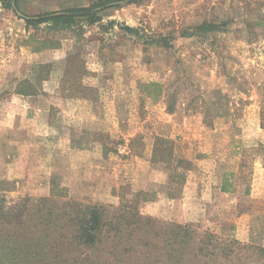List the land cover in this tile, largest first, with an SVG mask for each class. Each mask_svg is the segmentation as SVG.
Masks as SVG:
<instances>
[{
  "label": "rangeland",
  "instance_id": "rangeland-1",
  "mask_svg": "<svg viewBox=\"0 0 264 264\" xmlns=\"http://www.w3.org/2000/svg\"><path fill=\"white\" fill-rule=\"evenodd\" d=\"M18 1L30 17L99 0ZM8 4L0 243L19 257L9 264H264V0H117L98 7L100 21L68 25L29 24ZM10 146L20 158L12 180ZM192 180L227 188L214 229L149 212L165 193L178 216ZM89 204L104 222L136 210L142 219L85 247L79 209ZM178 229L189 240L179 253ZM211 233L225 249L195 257L193 241ZM229 239L240 245L229 250Z\"/></svg>",
  "mask_w": 264,
  "mask_h": 264
},
{
  "label": "trees",
  "instance_id": "trees-1",
  "mask_svg": "<svg viewBox=\"0 0 264 264\" xmlns=\"http://www.w3.org/2000/svg\"><path fill=\"white\" fill-rule=\"evenodd\" d=\"M117 0H99L98 2L88 5V6H77V7H70L60 11H53V12H45L38 15H32L30 17H26V22L29 24H39L47 21H54L57 23L63 24H73L78 20H86L89 23H96L102 19L100 14V10L98 7H104L107 4L114 3ZM129 3H140L142 0H127ZM8 8L13 9L15 12L19 11V1L14 0V4L7 5ZM127 30L131 32H138L137 29L134 27L126 26ZM152 85H158V83H152ZM222 190L226 191L227 188L225 184L222 186ZM79 213L81 217L79 218V227H78V238L79 243L82 246L90 247V248H97L104 242V230L109 228L110 231L117 230L121 232V228L124 225H133V223H140L142 219V215L139 211H134L133 215L128 216L125 213H121L115 216L114 220L105 221L104 222V212L103 207L101 205H93L89 204L81 209H79ZM187 230V227H185ZM178 232L175 233V244L176 246L173 247L178 253L181 250L187 249V244L189 240H183L187 232L183 233L177 230ZM136 235V229H132L130 239H134ZM117 236V235H116ZM215 236L214 234H207L205 237L200 238L199 240L193 241V247L195 248V257H209L215 256L217 251H221L225 249V246H219L221 244H214L211 240V237ZM1 238V237H0ZM193 238V237H191ZM3 241V240H2ZM0 240V242H2ZM0 264H9L8 261L17 262L19 260L18 255L15 253L14 249L12 248H5V243H0ZM192 245V243H191ZM213 245L214 250H208V246ZM240 245V242L237 239H229V244L227 247H230L229 250H232L235 246ZM260 250L264 251L263 247H258ZM173 260V259H171ZM87 261H91V264L94 263L89 257ZM178 262H181V257L178 258Z\"/></svg>",
  "mask_w": 264,
  "mask_h": 264
},
{
  "label": "crops",
  "instance_id": "crops-1",
  "mask_svg": "<svg viewBox=\"0 0 264 264\" xmlns=\"http://www.w3.org/2000/svg\"><path fill=\"white\" fill-rule=\"evenodd\" d=\"M5 82V81H4ZM4 83H0V90L1 88H4ZM13 85V84H12ZM11 91L14 90L10 89ZM9 105L12 109V107L19 106L18 98L14 99L13 96L10 97ZM11 151L6 150L7 156H9V160L7 161L10 165V171H6L5 176L8 180H12L15 176L13 175L15 172L18 174L17 171L20 158L17 154H15V147L10 146ZM6 148V147H5ZM195 180L189 181V184L191 185L189 187V191L187 193V196L182 198L180 201V211L178 216L174 215V212L172 211V207H170L171 211L169 212L168 205L171 202H168V205H165V199L167 195L164 193L160 196V199L157 200L155 203H153V206H149L150 213L154 214L155 216L165 218V219H173L177 220L179 222L184 223H200L203 228H211L214 229L213 223L216 219L215 217H212L210 214H218V199L219 195L217 194V190L222 193V190L219 186V188H215L213 182L209 181L202 185L201 190H196L192 188L194 186ZM188 187V185H187ZM2 188V187H1ZM19 192V191H18ZM215 193V195H214ZM168 198V197H167ZM148 208V207H147Z\"/></svg>",
  "mask_w": 264,
  "mask_h": 264
},
{
  "label": "water",
  "instance_id": "water-1",
  "mask_svg": "<svg viewBox=\"0 0 264 264\" xmlns=\"http://www.w3.org/2000/svg\"><path fill=\"white\" fill-rule=\"evenodd\" d=\"M20 16H24V17H27L25 16L24 14H22L20 11L17 12Z\"/></svg>",
  "mask_w": 264,
  "mask_h": 264
}]
</instances>
